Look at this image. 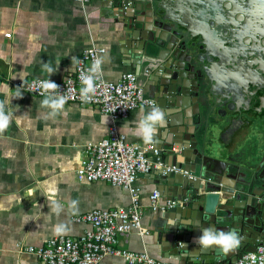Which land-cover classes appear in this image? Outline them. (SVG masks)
I'll return each instance as SVG.
<instances>
[{"label": "crops", "instance_id": "obj_1", "mask_svg": "<svg viewBox=\"0 0 264 264\" xmlns=\"http://www.w3.org/2000/svg\"><path fill=\"white\" fill-rule=\"evenodd\" d=\"M127 15L118 0H90L85 6L72 0H0V101L7 100V108L15 114L10 127L0 134V264H43L33 255L19 252L16 244H44L56 236L53 227L60 221L71 226V231L63 235L77 237L86 226L74 222V216L129 203L128 193L122 189L106 183L79 181L75 174L87 143L106 137L109 117L93 108L65 104L64 115L45 118L42 113L48 110L40 107L44 98L22 93V98L16 99L12 82L28 76L62 80L75 68L73 57L78 59L85 49L97 46L105 49L102 68L106 80L117 81L125 72L134 73L145 96L162 107L166 115L180 111L168 106L166 93L158 92L168 77L167 72L157 69H163V63L147 62L142 52L145 39L153 36L147 28L155 29L157 18L149 13L138 15L133 21ZM33 36L35 40L30 39ZM57 58L59 67L48 77L41 62L52 61L55 66ZM141 108L147 110V107L135 109L118 121L117 127L129 142L145 144L134 132ZM185 112L190 116L197 112L191 98L186 100ZM211 119L209 136L216 147L227 151L225 161L239 168V172L256 169L264 150L253 152L249 143L239 144L235 135L224 139L229 117L213 112ZM191 124L188 138L193 131ZM150 145L159 151V165L154 167L159 169L163 166L162 152L155 142ZM178 159L182 160L179 156ZM150 172L137 178L144 208L142 225L147 234L131 231L121 235L118 248L144 251L154 259L176 264L165 258L172 237L169 229L176 221L167 219L168 210L153 213L148 208L149 195L158 190ZM159 193L162 200H173L171 192ZM255 193L252 201L264 202L258 196L260 190ZM70 200L79 201L75 214L68 208ZM182 200L191 205L190 199ZM58 202L64 209L59 215L53 211ZM98 264L125 263L119 257L106 256Z\"/></svg>", "mask_w": 264, "mask_h": 264}, {"label": "water", "instance_id": "obj_2", "mask_svg": "<svg viewBox=\"0 0 264 264\" xmlns=\"http://www.w3.org/2000/svg\"><path fill=\"white\" fill-rule=\"evenodd\" d=\"M163 1L118 0V4L133 21L138 15L149 13L157 18L155 29L147 28L153 36L145 39L142 52H145L147 62L159 60L163 63V69H157L167 72L168 77L158 92L166 93L170 108L180 110L169 112L166 126L159 129L155 144L162 152L163 166L150 172L162 194L171 192L173 200L188 198L191 201L190 206L186 201L181 207L167 212V219L176 222L169 229L172 237L165 258L176 264H231L240 254L254 252L264 241V202L262 199L252 201L257 195L256 190H260L258 196L264 200V154L256 169L239 172V168L225 161L227 151L212 142L209 136V128L213 126L211 114L219 101L210 93L208 75L212 65H223L220 60H211V65H206L197 54L199 42L171 16L187 18L193 15L196 3L202 0H166L167 5L161 7ZM213 72L217 80H223L219 69ZM176 92L184 100L176 98ZM222 92L219 99L228 93L224 89ZM187 98L197 105V112L192 116L185 112ZM190 122L193 131L188 138ZM184 140L189 142L188 145H184ZM171 167L182 173L166 170ZM210 226L226 231L235 229L243 237L241 246L228 254L215 247L200 248L196 240L202 229Z\"/></svg>", "mask_w": 264, "mask_h": 264}, {"label": "built area", "instance_id": "obj_3", "mask_svg": "<svg viewBox=\"0 0 264 264\" xmlns=\"http://www.w3.org/2000/svg\"><path fill=\"white\" fill-rule=\"evenodd\" d=\"M75 4L85 6L90 0H72ZM9 36V35H7ZM105 49L91 47L85 49L78 57L75 68L64 79L54 81L59 92L68 97L66 104L81 108H93L110 119L105 138L98 142L87 143L83 157L80 159L75 174L79 181L87 183H106L128 193L129 203L124 207L94 209L73 217L76 223L84 224L86 229L77 236L56 235L40 246L16 244L19 252L36 257L43 264H98L106 256L119 257L125 264H169L152 258L144 251H129L118 248V238L131 231L146 235L142 218L144 208L141 204V187L137 183L139 174H148L158 166L159 151L150 144L129 142L117 127L118 121L140 107H147L143 102L151 100L144 94L137 75L123 73L117 81H108L102 72V81L93 99L82 102L80 89L83 87L81 73L86 72L97 56L102 57ZM46 78L25 77L11 83L14 92L17 88L23 94L45 98L39 81ZM169 172L182 173L175 167L167 168ZM186 175V173H183ZM149 210L161 213L181 207L184 200H162L160 193L154 190L149 195ZM256 264L264 256V241L254 252L242 253L231 264Z\"/></svg>", "mask_w": 264, "mask_h": 264}, {"label": "flooded vegetation", "instance_id": "obj_4", "mask_svg": "<svg viewBox=\"0 0 264 264\" xmlns=\"http://www.w3.org/2000/svg\"><path fill=\"white\" fill-rule=\"evenodd\" d=\"M202 3V4H197ZM187 18L174 16L199 42L197 54L208 66L209 88L218 116L230 118L224 139L235 135L253 152L264 150V0H202ZM167 1L161 3V7ZM223 74L217 80L212 70ZM223 89L228 93L225 98Z\"/></svg>", "mask_w": 264, "mask_h": 264}, {"label": "clouds", "instance_id": "obj_5", "mask_svg": "<svg viewBox=\"0 0 264 264\" xmlns=\"http://www.w3.org/2000/svg\"><path fill=\"white\" fill-rule=\"evenodd\" d=\"M35 40L36 37H30ZM77 58L73 57L72 64L76 63ZM103 57L97 56L94 58L91 67L81 73V82L83 87L80 89V98L82 102L88 103L95 96L99 85L97 81L103 84L101 79L103 72ZM59 58L55 61L53 66L52 61L41 62L42 70L48 73V77L54 74L59 67ZM39 87L43 89L42 94H45V98L40 102V107L47 109L48 111L42 113L45 118L55 119L58 116L64 115V106L68 97L61 94L59 86L51 81L49 78L39 81ZM17 88V92L14 98H22V92ZM147 105V110L141 108V116L138 121L135 122L134 132L135 135L143 141L145 144L154 143L160 128H163L167 124L166 114L162 107L156 104L153 100H146L143 102ZM8 101H0V134L4 133L11 125L14 118V112L7 108ZM107 122V120H106ZM78 200L68 201V208L75 214L78 211ZM53 211L59 215L64 211L63 206L58 202L54 205ZM71 231V226L67 221H60L53 227L54 235H63ZM243 242V237L235 230H223L216 229L213 226L205 227L202 229V234L197 238L196 243L200 248H219L224 254L238 249ZM253 264H256V258L253 254ZM259 264H264V256L259 258Z\"/></svg>", "mask_w": 264, "mask_h": 264}]
</instances>
